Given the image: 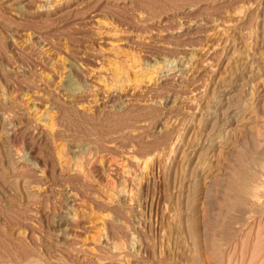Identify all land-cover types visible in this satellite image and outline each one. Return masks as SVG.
<instances>
[{
    "label": "rangeland",
    "instance_id": "374dc122",
    "mask_svg": "<svg viewBox=\"0 0 264 264\" xmlns=\"http://www.w3.org/2000/svg\"><path fill=\"white\" fill-rule=\"evenodd\" d=\"M0 264H264V0H0Z\"/></svg>",
    "mask_w": 264,
    "mask_h": 264
},
{
    "label": "bare ground",
    "instance_id": "6f19581e",
    "mask_svg": "<svg viewBox=\"0 0 264 264\" xmlns=\"http://www.w3.org/2000/svg\"><path fill=\"white\" fill-rule=\"evenodd\" d=\"M136 71H137V70H136ZM136 73H137V72H136ZM72 80H73V79H72ZM72 83H74V82H72ZM70 91H71V90H70ZM73 91H74V90H73ZM74 92H75V91H74ZM74 92H73V93H74ZM75 93H76V92H75ZM230 116H231V115H230ZM234 128H235V127H234ZM235 129H236V128H235Z\"/></svg>",
    "mask_w": 264,
    "mask_h": 264
}]
</instances>
